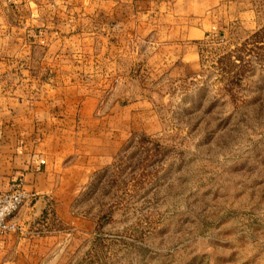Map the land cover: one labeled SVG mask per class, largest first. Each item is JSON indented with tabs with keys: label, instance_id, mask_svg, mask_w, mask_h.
<instances>
[{
	"label": "rangeland",
	"instance_id": "rangeland-1",
	"mask_svg": "<svg viewBox=\"0 0 264 264\" xmlns=\"http://www.w3.org/2000/svg\"><path fill=\"white\" fill-rule=\"evenodd\" d=\"M130 11L105 25L116 36L105 40L98 112L115 149L66 184L88 227L46 264H264V0L228 8L226 31L196 45L164 44ZM92 47L76 57L89 82ZM193 48L195 63L183 62Z\"/></svg>",
	"mask_w": 264,
	"mask_h": 264
},
{
	"label": "crops",
	"instance_id": "crops-1",
	"mask_svg": "<svg viewBox=\"0 0 264 264\" xmlns=\"http://www.w3.org/2000/svg\"><path fill=\"white\" fill-rule=\"evenodd\" d=\"M248 2L0 0V193L22 179L34 197L13 220L21 231L0 237V264L49 263L65 247L69 232L87 231L88 222L72 212L68 189L103 167L115 149L98 112L105 99V40L116 36L105 25L113 27L115 13L131 10L129 21L142 24L153 37L158 31L164 44L196 45L211 33L225 32L228 8L241 9ZM234 13L230 23L240 17ZM106 16L113 21L106 23ZM89 42L96 55L92 82L86 78L88 63L76 58L85 57ZM191 50L180 55L183 62L195 63L198 55ZM79 72L85 73L79 77ZM50 223L56 225L54 232L37 236Z\"/></svg>",
	"mask_w": 264,
	"mask_h": 264
},
{
	"label": "built area",
	"instance_id": "built-area-1",
	"mask_svg": "<svg viewBox=\"0 0 264 264\" xmlns=\"http://www.w3.org/2000/svg\"><path fill=\"white\" fill-rule=\"evenodd\" d=\"M33 198L25 191L22 179L12 184L9 191L0 193V237L19 231V226L13 220Z\"/></svg>",
	"mask_w": 264,
	"mask_h": 264
}]
</instances>
